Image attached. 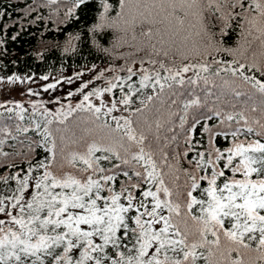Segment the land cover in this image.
Returning <instances> with one entry per match:
<instances>
[{"label": "snow or ice", "instance_id": "1", "mask_svg": "<svg viewBox=\"0 0 264 264\" xmlns=\"http://www.w3.org/2000/svg\"><path fill=\"white\" fill-rule=\"evenodd\" d=\"M47 2L56 4L58 0ZM87 2L75 0L66 15L71 17L76 8ZM100 4L103 12L94 33L106 29L130 33L141 50L165 59L189 45L193 52L199 51L201 43L206 50L213 48L210 29L219 28V34L224 36L235 21L241 39L236 48L223 50L239 57L232 61L238 66H222L215 75L230 72L264 95V83L245 72L247 68L264 76V0H119L115 18L109 16L112 6L107 0H100ZM178 11L183 15H177ZM253 43L257 44L258 55L254 50L250 63L242 62L249 59L246 53ZM146 62L153 66L158 63L152 59ZM159 67L169 75L161 77L159 71L153 75L149 69L140 68L139 88L129 83L137 75L129 67L127 80L117 76L107 81L108 87L97 88L83 97L88 102L96 96L100 107L89 102L87 107L81 103L77 108L92 112L97 119L107 108V115L111 116L120 111L117 103L127 110L137 92L148 88L155 93L147 96L151 103L166 87H172V83L162 80L182 86L183 74L193 69L199 71L189 83L201 79L207 82V77L200 76L201 72H209L206 63L184 64L174 69L160 61ZM101 78L103 72L97 76ZM123 85H127V93L106 105L104 95L112 94L117 87L124 93ZM140 103L144 104V100ZM192 103L199 104V100ZM189 106L184 105L185 109ZM245 111L229 114L226 119L231 121L239 116L247 125V132L258 138L239 140L238 130L233 131L232 146L224 151L214 147L210 138L206 152L188 159L192 167L183 170V192L166 183L157 163V150L148 142L151 126L146 121L112 116L114 128L105 122L111 129L106 143L93 139L68 155L61 148L59 159L57 142L46 127L41 135L44 151L50 156L35 164L26 156V174L21 176L18 171L12 175L15 188L9 196H0V264H264V100L260 119L253 121L256 127L249 124ZM142 112L137 108L130 116ZM70 114L69 105L68 113L49 112L45 119L50 116L48 123L64 124ZM155 127H161L159 121ZM36 128L40 129L38 123ZM191 150L189 147L183 153L185 158ZM8 155L0 150V156ZM161 158L167 161L165 155L161 154ZM113 159L133 168L138 179L132 180L129 172L124 171L128 179L117 187L115 169L101 163ZM78 163L83 167H77ZM202 182L206 186L202 187ZM0 183L9 184V178L0 176ZM145 184L148 187L143 190ZM194 208L198 214L193 213Z\"/></svg>", "mask_w": 264, "mask_h": 264}, {"label": "trees", "instance_id": "2", "mask_svg": "<svg viewBox=\"0 0 264 264\" xmlns=\"http://www.w3.org/2000/svg\"><path fill=\"white\" fill-rule=\"evenodd\" d=\"M74 2L75 0H58L56 4H51L47 0H0V80L5 81L3 85L13 84L19 80L42 83V80L51 81L59 78L61 79L59 97L66 92H73L68 98L73 101L69 104L71 114L68 115L64 124L48 123L51 120L50 116L45 119L47 113H56L61 110H58L59 106L55 110L54 105L50 103L43 109L39 108V105L31 106L28 102L12 103L13 100H11L0 107V150L9 154L8 157L0 156V176L9 178V184L0 183V196H9L15 188V181L10 179L12 175L18 171L21 176L26 174L28 168L26 156L31 157L33 164L37 160H44L50 156V153L44 151V138L41 135L46 127L52 132V138L57 142L59 159L61 148H64V154L68 155L72 150L82 149L85 142L93 139L103 140L106 143L105 138L111 129L105 126V122L114 128L115 121L112 116H125L134 121H146L147 125L151 126L148 142L152 143L157 150V163L163 169L166 183L179 192H183L186 188L183 170H191L192 167L188 164V159L196 157L201 151L206 152L210 138L214 147L222 151L232 146L233 131L238 130L239 140L258 138L255 133L247 132V125L239 116L231 121L227 120L226 116L247 110L245 115L249 124L256 127L253 121L261 117L260 108L264 95L252 84L233 77L230 72L220 71L219 75H215L222 66H238L233 65L232 61L239 57L229 55L223 50L236 48L241 39L240 29L235 21L233 27L228 30V34L224 36L219 34V28L210 29L213 33V48L206 50L201 43L199 51L193 52L189 45L187 49L182 48L180 53L165 59L141 50L136 42L131 40L130 33L126 35L122 31L112 29L94 33L93 28L100 23V15L103 12L100 0H88L87 3L76 8L71 17H68L66 13ZM107 3L112 6L109 16L115 18L119 12V0H107ZM177 15L183 14L178 11ZM144 27L146 29L147 26ZM140 31L141 26L138 25L137 35ZM254 50L258 55L259 49L255 43L248 47L246 56L249 59L242 62L250 63ZM184 55L188 58L183 59ZM149 59L156 60L158 63L155 66L150 65L146 62ZM141 61L145 62L141 64ZM160 61L174 69L184 64L206 63L209 65V72H201L200 76L207 77V82L201 79L195 84L189 83L190 78H194L199 71L193 69L183 74L185 83L182 86L172 81L162 80L166 84L172 83V87H166L151 103L147 101V96H155V93L148 88L137 92L133 97L132 105L127 110L122 104L117 103L120 111L113 112L111 116L107 115V108L102 109L99 119L92 112L77 108L81 103L87 107L90 101L85 102L83 97L97 88L108 87V80H113L117 76L127 80L129 67L137 73L129 83L137 88L140 87L141 67L149 69L153 75L159 71L161 77L168 76L167 72L160 69ZM215 61H221L222 64H216ZM101 72H103V78L96 80L97 83L94 84L95 79L91 78L92 75L98 76ZM245 72L248 76H255L257 80L264 83V76L260 72L247 68ZM13 77L17 79L13 80ZM84 83L88 87L85 88ZM123 87L124 93L120 92L119 87L112 94L106 93L103 97L104 103L110 106L113 100L119 101L128 90L127 85ZM57 89L54 86L50 91ZM158 90L159 86H157ZM91 97L95 98L93 105L100 107V99L94 95ZM141 100H144V104L140 103ZM195 100H199V104H193ZM185 104L190 106L185 109ZM137 108L143 109V112L134 117L130 116V113L135 112ZM252 108L256 110L252 111ZM63 111L68 113L69 106ZM157 121L161 124L159 129L155 127ZM37 123L40 125L39 130L36 128ZM205 128L210 131L206 132ZM156 136L159 139H156ZM29 146L32 149L31 153H29ZM189 147L192 150L185 158L183 153ZM161 154L167 157L166 162L161 158ZM97 155L102 156L104 153H97ZM13 163L15 166H10ZM101 163L106 168L115 169L117 187L128 179L123 175L124 171L129 172L132 180L138 179L135 176V170L120 161L113 159ZM77 167H83V165L78 163ZM174 176H178L179 179L175 180ZM204 186L206 182H202V187ZM147 187L146 184L142 185L143 190ZM137 195L139 196V192ZM193 213L198 214L196 208L193 209ZM164 214L167 215V212ZM235 257L236 254L233 253V258ZM199 264H205V262L200 261Z\"/></svg>", "mask_w": 264, "mask_h": 264}, {"label": "rangeland", "instance_id": "3", "mask_svg": "<svg viewBox=\"0 0 264 264\" xmlns=\"http://www.w3.org/2000/svg\"><path fill=\"white\" fill-rule=\"evenodd\" d=\"M81 76L79 77V79ZM92 79H95L93 83H97L96 80L97 76L94 74L91 77ZM61 79L54 78L51 81L49 80H42V83L37 81H15L13 84L8 83L5 84V81L0 80V107L9 103L11 100L12 103H25L28 102L32 105H39V108H45L46 104H53L54 109H57V106H59L58 110H65L68 108L69 104L72 103V100H68L70 95L73 92L65 93L62 97H59V81ZM83 81V80H81ZM78 81V82H81ZM82 84V83H81ZM85 84V83H84ZM56 86L58 89L50 91L52 87L50 86ZM92 86V85H91ZM93 87V86H92ZM95 87H98V85H95ZM94 87V89H96ZM9 94V96H7ZM7 97L9 99H7ZM90 102L92 104H95V98L90 97ZM97 102V100H96Z\"/></svg>", "mask_w": 264, "mask_h": 264}]
</instances>
